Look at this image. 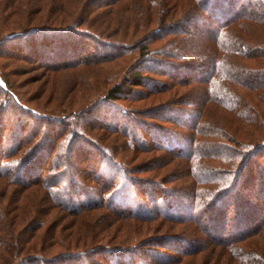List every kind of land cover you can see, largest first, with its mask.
Wrapping results in <instances>:
<instances>
[{
    "label": "trees",
    "instance_id": "obj_1",
    "mask_svg": "<svg viewBox=\"0 0 264 264\" xmlns=\"http://www.w3.org/2000/svg\"><path fill=\"white\" fill-rule=\"evenodd\" d=\"M59 35L85 39L68 48L38 42ZM8 39L48 59V70L138 54L118 81L68 112L30 107L0 70V264H264V0H0V45ZM122 98L131 105L119 114L99 104ZM100 106L107 115L94 117L98 127L76 120L93 122L87 108ZM26 113L36 118L24 125ZM93 128L123 140L116 148ZM152 150L177 159L188 183L134 177L138 157L140 171L153 170ZM51 207L60 212L49 223ZM159 220L194 237H145ZM65 230L73 240L64 244ZM255 234L252 250L246 240ZM46 240L45 255L37 249ZM209 247L213 255L197 258Z\"/></svg>",
    "mask_w": 264,
    "mask_h": 264
},
{
    "label": "rangeland",
    "instance_id": "obj_2",
    "mask_svg": "<svg viewBox=\"0 0 264 264\" xmlns=\"http://www.w3.org/2000/svg\"><path fill=\"white\" fill-rule=\"evenodd\" d=\"M21 1L24 5L25 2H27V0H19ZM39 16H41V12H39L38 14ZM12 19H9L8 22L10 23ZM50 20H48L47 22H49ZM109 33L111 34L110 37L111 39L113 38H122L123 39V32H112L111 30L109 31ZM44 37V36H42ZM127 38H130V36H126ZM254 37V35L252 36ZM248 39L250 38L249 36L247 37ZM32 40H37L40 39L39 36H31ZM85 39L84 37H81L79 35H71L68 37H64V35H59L58 37H55V39H51V37H46L44 40H39L38 42L40 43L41 47H44L45 44H52V45H63L64 47H69V44H75L76 40H79L78 46H81V43L83 42L82 40ZM115 40V39H114ZM252 40H256L255 38ZM196 42H198V45H202V47H205L209 42L208 40H206L205 38L202 39H196ZM22 41H19V43H21ZM37 42V41H36ZM86 41L84 40V43ZM12 43V44H11ZM247 43V42H246ZM252 44V43H249ZM91 45H88L86 48V50L82 53L83 56L87 55L90 51ZM102 48V47H101ZM109 50L107 47H104V50ZM6 52L8 55H12V56H2L0 57V70H2L1 73H3V78L8 82V84H12L13 87H15V90L24 94L25 97H27L29 99V101L27 102L28 105L30 107H34L37 108L35 106L36 104H39L40 106H38L40 109H38L41 112H46L44 109H53L54 108L56 110V112H60L62 109V107L64 106L66 110H64V112H68V111H73L75 109H79V107H84L85 104H87L91 98L102 94L105 90L106 87H108L112 82V81H118V79L121 77V75L126 72L131 64L134 62L133 59L136 58L138 51L134 52L133 50L131 51V53H127V54H122L120 56H118L115 59H111V60H102V61H97L95 63H92L90 65H88V67L86 65H70L64 68H60V70H48L45 69L44 66L47 63V61L49 62V60L47 59V61H43L42 57L40 55H36L35 58H31L26 51L25 46H18V44L15 42H12V40H5V42H3L0 45V51ZM89 50V51H88ZM88 51V52H87ZM16 54H20V56L16 55ZM27 55V56H26ZM253 62V59H250ZM46 63V64H45ZM149 61H143L141 62V66H146V64H148ZM89 70V71H88ZM106 79L109 81L108 84L104 85L103 84V80ZM75 80H77L78 82H74ZM2 81V79H0V82ZM232 84L230 83V86ZM235 87L236 86H232ZM19 88V89H18ZM189 92V96H191L194 100H197L199 97H201V94H198V91L196 88H194L192 85L190 86V88L188 89ZM1 98H3V96H1ZM40 102V103H38ZM100 105H102L107 111H110L109 114H119L120 109L122 110H128V108L131 105V103L129 101H127L126 99H118L115 102L113 101H103L101 103H99ZM134 104V103H133ZM86 108V107H85ZM87 110L89 111V115L92 114L94 119L95 116L99 115V116H104L107 115L106 112H104V110H102V107H97V108H92L90 110V108L88 107ZM104 112V113H103ZM125 113V112H124ZM12 116V114H8L7 112L4 113V120H9ZM123 116V115H120ZM32 118H36L33 117V115L31 116L30 113H26L24 114V116H22V122H24V125L27 123V121H29ZM83 118L86 120V124L87 126H93V127H98V126H94L92 125V123H100L101 118H99L98 120L95 118L93 122H90V116L86 119L84 116L80 119V117H77L76 120L79 122V120H83ZM122 121V119H121ZM6 122V121H5ZM81 122V121H80ZM90 122V123H87ZM108 123H110L111 121H106ZM32 123V122H31ZM82 123V122H81ZM27 125V124H26ZM76 128H78V124L75 125ZM5 127H7V130H11L12 129V125L7 124L5 125ZM75 128V129H76ZM79 129V128H78ZM90 130V129H89ZM87 130V131H89ZM79 134H87L86 130L84 128L79 129ZM91 133H98L99 135H101V133H103L102 130L98 129V128H93L90 130ZM260 133H263L262 130L259 131ZM56 133V132H55ZM92 137V136H89ZM105 137H109V140H111V143L114 144V146L117 148L118 144H120V142L123 140V137L119 135V137L116 134L113 133H103V138ZM115 141V142H114ZM78 141H76L75 146L78 145ZM110 143V142H109ZM59 144V143H58ZM85 146V145H84ZM89 148V147H88ZM92 148V147H91ZM93 150V149H92ZM94 152H96L95 150H93ZM118 156L123 155L125 159H130V156L132 155L131 151H127V150H119L117 152ZM146 156L150 157V158H155L153 160L154 165H149V168H153V170H149V171H140L141 168H139L140 166H142V164H140V160L139 157L136 158L134 161H132V167L133 169H138V171L136 173H134V177L137 176H141V177H148L153 178V177H158L157 179H171L168 180V182H164L163 186L165 187H182L181 185H184V183H188V180L186 178V176H179L178 179V174L181 173V169H180V162L177 161V159L173 162H169L166 163V160H168V155L167 154H162L159 151L156 150H152L150 151L148 154H146ZM139 160V161H138ZM165 163V164H164ZM137 164L139 165L137 167ZM210 164V163H208ZM211 165V164H210ZM152 166V167H151ZM158 167L159 169L155 168ZM119 176V175H118ZM220 176V175H218ZM164 177V178H163ZM174 180V181H172ZM142 181V180H140ZM208 183H211V181H208ZM133 185V184H132ZM208 185V184H207ZM134 188V185H133ZM186 188V186L184 187ZM30 190V189H28ZM129 191V190H128ZM181 191V190H179ZM181 193H183L181 191ZM184 195V194H183ZM47 196V194H46ZM48 198V197H47ZM44 198H42V202L44 203ZM50 201V200H49ZM125 203H128L127 199L123 200ZM60 210L56 207H51V212L48 216V220L49 223L52 220V222H54L57 213H59ZM67 221V218L65 217L64 219H58V221L56 223H59V225H62L64 223V221ZM158 224V226L156 227V225ZM148 226H150V231H148L149 233H146V236H153V233H165L163 235L166 234H177L178 236H180L181 234H184V238L187 241H190V239H192L191 237L194 236H190V233H179L180 230L182 229L183 224L180 223L175 225V223L173 221L170 220H166V221H153L151 222V224H149ZM159 229V232L157 231H153L156 228ZM190 232V231H188ZM121 233V232H120ZM62 234L64 236H60L59 241L62 243H66L68 241H72L73 238L70 236H65L66 234V230L64 232H62ZM162 235V236H163ZM195 238H198L199 243L202 244L200 241L205 242L208 241V238L201 235H198L196 232L194 234ZM156 237V236H155ZM189 237V238H188ZM48 238V237H47ZM258 238V235L255 234L252 237L248 238V242L246 240V244H248V246H250L253 250V248L255 247L254 244L256 242V239ZM165 238H159L158 241L159 242H163ZM42 244V243H41ZM170 244V243H169ZM174 243H172L173 245ZM196 243H194L195 246ZM44 247L42 249H37V251L43 252V254L45 253L48 254L50 253L48 251V240L45 241V243H43ZM181 245H187L188 247H191L192 243L190 244H186V243H182ZM54 248H56V250H52L51 246L49 247V250H52L54 252H56L57 250H60L61 247L57 244L52 245ZM169 250V249H168ZM164 253H168L167 249L163 250ZM171 252H174V250H172L170 248ZM200 252L203 253H199L197 255L198 256L201 255V260L205 259L206 257H210V255H213V250L209 248H205L203 250H200ZM173 254V253H171ZM175 256V255H172ZM163 257L160 256V259H162ZM181 262H184L181 260Z\"/></svg>",
    "mask_w": 264,
    "mask_h": 264
}]
</instances>
